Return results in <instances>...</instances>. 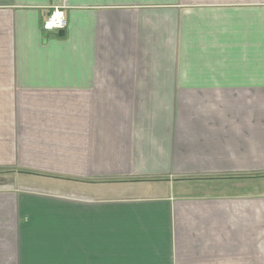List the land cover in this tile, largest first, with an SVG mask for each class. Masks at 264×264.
<instances>
[{
  "label": "crops",
  "instance_id": "crops-1",
  "mask_svg": "<svg viewBox=\"0 0 264 264\" xmlns=\"http://www.w3.org/2000/svg\"><path fill=\"white\" fill-rule=\"evenodd\" d=\"M0 264H264V0H0Z\"/></svg>",
  "mask_w": 264,
  "mask_h": 264
},
{
  "label": "built area",
  "instance_id": "built-area-1",
  "mask_svg": "<svg viewBox=\"0 0 264 264\" xmlns=\"http://www.w3.org/2000/svg\"><path fill=\"white\" fill-rule=\"evenodd\" d=\"M63 5H53L41 22L43 31H59L67 26V18L63 11Z\"/></svg>",
  "mask_w": 264,
  "mask_h": 264
},
{
  "label": "rangeland",
  "instance_id": "rangeland-1",
  "mask_svg": "<svg viewBox=\"0 0 264 264\" xmlns=\"http://www.w3.org/2000/svg\"><path fill=\"white\" fill-rule=\"evenodd\" d=\"M111 165L109 164L108 165V167H110ZM109 170V169H108ZM108 170H105V171H100V173H99V176L98 177H100V178H106L107 177V175H108ZM129 176H136V175H129ZM141 176V175H140ZM97 177V178H98Z\"/></svg>",
  "mask_w": 264,
  "mask_h": 264
},
{
  "label": "water",
  "instance_id": "water-1",
  "mask_svg": "<svg viewBox=\"0 0 264 264\" xmlns=\"http://www.w3.org/2000/svg\"><path fill=\"white\" fill-rule=\"evenodd\" d=\"M63 34H64V30L63 29H61V30L58 31V35L59 36H62Z\"/></svg>",
  "mask_w": 264,
  "mask_h": 264
}]
</instances>
